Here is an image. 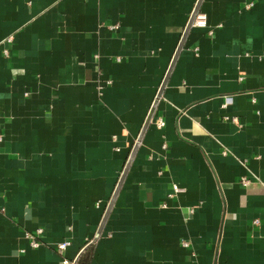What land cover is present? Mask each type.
I'll return each mask as SVG.
<instances>
[{
	"label": "crops",
	"instance_id": "crops-1",
	"mask_svg": "<svg viewBox=\"0 0 264 264\" xmlns=\"http://www.w3.org/2000/svg\"><path fill=\"white\" fill-rule=\"evenodd\" d=\"M197 2L0 0V264H264V0L202 1L81 254Z\"/></svg>",
	"mask_w": 264,
	"mask_h": 264
},
{
	"label": "water",
	"instance_id": "water-1",
	"mask_svg": "<svg viewBox=\"0 0 264 264\" xmlns=\"http://www.w3.org/2000/svg\"><path fill=\"white\" fill-rule=\"evenodd\" d=\"M202 1L203 0H198L197 4L195 6V9H194V11L192 13V16H191V18H190V20H189V22H188V24H187V26H186V28L184 30V33L182 35V38H181V41H180L179 46L177 48V51H176V53H175V55L173 57V60L171 62V65L169 66V69H168V71H167V73L165 75V78H164V80H163V82L161 84V87H160V89H159V91L157 93L156 99H155L154 103L152 104V106H151V108L149 110V113H148V115H147V117L145 119L144 125H143V127H142V129L140 131V134H139V136L137 138V141H136V143H135V145H134V147H133V149H132V151H131V153L129 155V158H128L127 162H126V165H125L124 170H123V172L121 174V177H120V179H119V181H118V183L116 185V188L114 190V193H113V195H112V197L110 199V202H109V204H108V206L106 208V211H105V213H104V215H103V217L101 219V223H100V225L98 227V230L96 232V235H95L94 239L88 245H86V247H84V249L81 251V254L86 249H88L89 247H91L99 239V237L101 236V233H102V231H103V229L105 227V224H106V222L108 220V217H109V215L111 213V210H112L113 205H114V203L116 201V198H117V196H118V194H119V192H120V190L122 188V185L124 183V180H125V178L127 176V173H128V171H129V169L131 167V164L133 162V159H134V157H135V155L137 153V150H138V148L140 146V143H141V141L143 139V136L145 134V131H146L147 127L149 126V124H150V122H151V120L153 118V115H154V112H155V109H156L158 100L162 96V93L164 91V88H165V86H166V84L168 82V79L170 77V74H171V72L173 70V67L175 65L176 59H177V57H178V55H179V53H180V51H181V49L183 47V44L185 42V39H186L188 33L191 30V27L193 25V22H194L195 17H196V15L200 11V7H201ZM81 254L79 256H81ZM78 260H79V257H77V259L75 260V264L78 262Z\"/></svg>",
	"mask_w": 264,
	"mask_h": 264
},
{
	"label": "built area",
	"instance_id": "built-area-1",
	"mask_svg": "<svg viewBox=\"0 0 264 264\" xmlns=\"http://www.w3.org/2000/svg\"><path fill=\"white\" fill-rule=\"evenodd\" d=\"M193 25L195 26H199V27H205L206 26V17L204 14H201V13H198L194 19V22H193ZM234 122H236L237 120L236 119H233ZM157 126L162 128L165 126V123L164 121L162 120H158L157 121ZM243 183L245 185H248L249 184V181L248 180H244ZM174 190L177 191L178 190V187L176 185H174ZM43 234V230L42 229H38L37 232H36V235L32 234V233H27V237L30 238L31 240V243L34 247H38L40 245V237L41 235ZM70 245V241H64V242H61L58 244V250L60 252H64L67 247ZM64 263L65 264H75L74 261L73 262H69L67 260H64Z\"/></svg>",
	"mask_w": 264,
	"mask_h": 264
},
{
	"label": "trees",
	"instance_id": "trees-1",
	"mask_svg": "<svg viewBox=\"0 0 264 264\" xmlns=\"http://www.w3.org/2000/svg\"><path fill=\"white\" fill-rule=\"evenodd\" d=\"M92 259V250L86 251L80 258L79 264H89Z\"/></svg>",
	"mask_w": 264,
	"mask_h": 264
}]
</instances>
